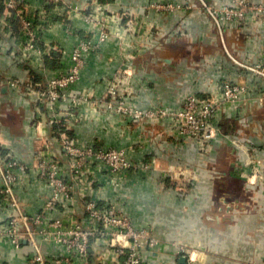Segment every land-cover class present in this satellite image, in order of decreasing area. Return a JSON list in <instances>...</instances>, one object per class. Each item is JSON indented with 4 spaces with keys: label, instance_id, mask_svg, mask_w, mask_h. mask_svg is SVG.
Masks as SVG:
<instances>
[{
    "label": "crops",
    "instance_id": "1",
    "mask_svg": "<svg viewBox=\"0 0 264 264\" xmlns=\"http://www.w3.org/2000/svg\"><path fill=\"white\" fill-rule=\"evenodd\" d=\"M154 1L161 0H62L57 5L25 0L26 15L39 27V39L28 58L17 47L21 41L16 21L7 19L10 25L0 33V151H11L27 166L14 186L18 207L35 216L51 193L35 168L41 154L65 162L62 148L52 137L48 113L36 109L34 96L26 95L20 83L25 85L32 77L43 79L45 70L59 65L74 46L78 34L89 36L109 28L108 39L87 55L77 92L101 98L103 79L128 66L134 101L141 108L176 109L189 93L219 95V85L227 79L246 83L249 101L237 110L219 113L222 140L209 153H200L189 142L174 145L163 132L168 131L167 120L138 125L85 105L71 129L74 137L83 143L93 139L97 144L128 148L141 139L143 144L128 155L137 161L152 157L154 168L129 173L116 186L78 184L74 206L57 203L45 220L60 219L67 225L80 222L84 201L96 198L100 205H113L124 213L133 227L145 230L141 264L263 263L264 102L258 104L253 98L264 94V79L226 57L210 17L197 0H164L180 5L170 11L155 10L150 6ZM129 19L135 23L126 30ZM224 36L236 58L252 64L264 47V23L253 17L227 26ZM9 79L18 81L20 87L2 88ZM235 133L257 148L255 156L261 161V167L256 164L257 173L251 174L253 166H245V157L237 159L235 149L225 145L224 138ZM171 166L180 171L170 172ZM1 186L0 176V264H30L35 246L47 262L60 255L63 246L39 231L40 225L32 239L25 236L19 245L5 236V223L17 211L1 202ZM147 235L154 243L146 241ZM89 258L91 264H122L125 254L107 239L93 235Z\"/></svg>",
    "mask_w": 264,
    "mask_h": 264
},
{
    "label": "built area",
    "instance_id": "2",
    "mask_svg": "<svg viewBox=\"0 0 264 264\" xmlns=\"http://www.w3.org/2000/svg\"><path fill=\"white\" fill-rule=\"evenodd\" d=\"M60 1L62 0H43L46 5H57ZM197 1L210 17L226 57L264 79V47L259 50L254 63H243L227 47L224 36L227 26L244 24L253 17L264 23V0H222L220 3ZM0 5H2L0 33L10 25L7 19L15 20L17 37L21 41L17 47L21 55L28 58L29 50L34 48L39 39V27L26 15L25 0H0ZM150 6L157 11H170L180 5L161 0L152 2ZM87 18L94 20L93 15H87ZM134 23L133 19L127 20L125 29L130 30ZM110 32L108 28L89 36L78 34L74 46L64 53L58 66L45 70L43 79L36 82L28 81L25 85L20 83L26 95L34 96L38 103L36 109L39 111L41 107L48 113L49 124L60 125L56 130H52V137L65 155V162L51 154L43 153L39 157L35 168L40 179L50 186L51 193L41 212L35 216H28L20 211L14 192V186L27 166L11 151L0 153L1 202L17 211L10 214L5 223L3 228L5 236L15 245H19L25 236L32 239L36 227L40 225L39 231L63 246L62 253L49 262L35 246V252L29 258L30 264H91L89 245L93 235L107 239L110 246L116 247L119 253H124L125 259L122 264H141L140 247L146 239L145 230L133 227L129 218L113 205H100L96 198L86 199L83 204L85 212L80 222L67 225L60 219L45 220L48 210L57 203L64 207L71 204L74 206L73 191L78 184L85 188H90L93 182L101 183L104 187L116 186L125 180L129 173L154 168L152 157L149 160L137 161L128 155L135 146L140 147L143 144L141 139L129 144L128 148L97 145L93 139L83 143L76 137L69 136L66 131L71 130L78 122L79 109L86 105L97 111L111 112L118 117L127 118L138 125L167 120L168 131L163 132L172 137L174 145L180 146L189 142L193 143L200 153H209L215 144L222 140L217 123L219 113L237 110L249 101L248 85L227 79L220 83L219 95L201 97L189 93L176 109L141 108L134 101L133 87L129 84L131 73L128 66L121 68L112 77L103 79L105 90L101 98L92 99L90 95L77 92V84L87 68V55L97 50L111 35ZM123 39L124 37H121V40ZM9 86L20 87L15 79L4 81L2 88ZM253 99L262 104L264 94ZM242 137L240 133L228 136L224 138L225 145L230 144L235 149L237 159L245 157L247 160L245 166L252 165L251 174H255L259 171L255 168L256 164L261 167L260 159H256L255 156L257 148L245 143ZM147 238V242L154 243L148 235Z\"/></svg>",
    "mask_w": 264,
    "mask_h": 264
},
{
    "label": "trees",
    "instance_id": "3",
    "mask_svg": "<svg viewBox=\"0 0 264 264\" xmlns=\"http://www.w3.org/2000/svg\"><path fill=\"white\" fill-rule=\"evenodd\" d=\"M11 20H13V19H11ZM14 21H15V20H14ZM53 61H54V60H52L51 62L53 63ZM57 65H58V64H56V65L53 66V67L51 66V67H49V69H52V68L56 67ZM40 80H41V79H39V80H37V81H40ZM31 82H36L35 78L32 77V81H31ZM59 126H60L59 124H52V130H56L57 128H59ZM66 132H67V134H68L69 136H73V135L71 134V130H67ZM96 144H97V143H96ZM97 145H99V144H97ZM0 153H1V154H4V152H1V151H0Z\"/></svg>",
    "mask_w": 264,
    "mask_h": 264
},
{
    "label": "rangeland",
    "instance_id": "4",
    "mask_svg": "<svg viewBox=\"0 0 264 264\" xmlns=\"http://www.w3.org/2000/svg\"><path fill=\"white\" fill-rule=\"evenodd\" d=\"M247 25H249V24H247ZM182 169H183V165H182ZM170 170H171L170 172H173L172 170H177V169L173 168V169H170ZM232 184H233L234 187H238L237 182H232Z\"/></svg>",
    "mask_w": 264,
    "mask_h": 264
},
{
    "label": "water",
    "instance_id": "5",
    "mask_svg": "<svg viewBox=\"0 0 264 264\" xmlns=\"http://www.w3.org/2000/svg\"><path fill=\"white\" fill-rule=\"evenodd\" d=\"M181 261H182V262H185V257H182V258H181Z\"/></svg>",
    "mask_w": 264,
    "mask_h": 264
}]
</instances>
